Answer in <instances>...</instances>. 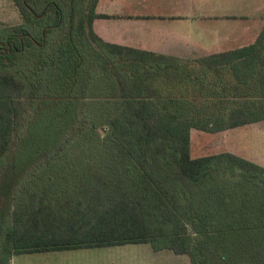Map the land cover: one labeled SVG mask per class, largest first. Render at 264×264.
Listing matches in <instances>:
<instances>
[{"label": "trees", "instance_id": "obj_1", "mask_svg": "<svg viewBox=\"0 0 264 264\" xmlns=\"http://www.w3.org/2000/svg\"><path fill=\"white\" fill-rule=\"evenodd\" d=\"M14 2L25 21L0 26V198L11 203L0 210L10 219L0 223V264L128 243L192 264H264V166L231 150L194 156L191 144L193 129L264 119V26L249 44L179 57L103 40L98 0ZM26 2L53 12L43 44ZM101 104L112 108L109 128L87 162L21 190Z\"/></svg>", "mask_w": 264, "mask_h": 264}, {"label": "crops", "instance_id": "obj_2", "mask_svg": "<svg viewBox=\"0 0 264 264\" xmlns=\"http://www.w3.org/2000/svg\"><path fill=\"white\" fill-rule=\"evenodd\" d=\"M96 12L103 40L179 57L249 44L264 26V0H98Z\"/></svg>", "mask_w": 264, "mask_h": 264}, {"label": "rangeland", "instance_id": "obj_3", "mask_svg": "<svg viewBox=\"0 0 264 264\" xmlns=\"http://www.w3.org/2000/svg\"><path fill=\"white\" fill-rule=\"evenodd\" d=\"M21 21L14 0H0V26L14 25ZM32 109L30 106L29 110ZM109 110L112 111V108L108 104H101L97 121L83 123L81 132L76 131V134L66 139L60 147L58 160L40 164L33 169L31 175L26 174L21 190H40L51 179H68L74 169L83 165L79 166V162H87L88 152L99 145L108 131L105 114ZM94 123L95 130H99L100 135L93 131ZM191 144L194 156L231 150L264 166V119L217 133L193 129ZM5 198H0V210L4 207L6 209L9 204ZM5 212L3 217L0 216V223L6 227L10 219ZM0 235L2 237V233ZM15 259L17 264H37L40 259L49 261V264H192L186 254H176L170 249L155 250L150 243L26 253L16 255Z\"/></svg>", "mask_w": 264, "mask_h": 264}, {"label": "flooded vegetation", "instance_id": "obj_4", "mask_svg": "<svg viewBox=\"0 0 264 264\" xmlns=\"http://www.w3.org/2000/svg\"><path fill=\"white\" fill-rule=\"evenodd\" d=\"M67 5V4H66ZM25 8H26V11H27V14L29 17H31V15H34L36 17H34V19H26V22H30L31 20H33L35 23H37L39 25L38 29L40 27L43 28V31H42V39L44 40L41 44H43L45 42V29H46V25H45V21H44V17H50L52 15V10L49 9V6L48 4H44V5H36V3H33V2H29V3H25ZM18 9V7H17ZM19 11V9H18ZM66 11L67 13L70 11L69 8L66 7ZM55 13V12H54ZM19 15H21L20 11H19ZM21 17V16H20ZM21 22H24L25 20L23 18H21ZM45 25V26H44ZM4 26V25H3ZM9 26V25H7ZM68 29V26H64L63 27V30H67ZM27 34V33H26ZM9 41V38H7V42ZM37 44L39 45V43L37 42ZM5 45H3L2 43H0V50L1 51H4L3 49H5Z\"/></svg>", "mask_w": 264, "mask_h": 264}]
</instances>
